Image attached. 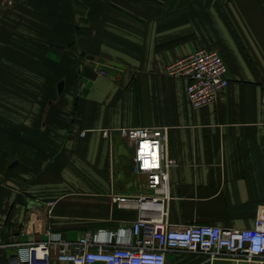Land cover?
<instances>
[{
	"label": "crops",
	"instance_id": "obj_1",
	"mask_svg": "<svg viewBox=\"0 0 264 264\" xmlns=\"http://www.w3.org/2000/svg\"><path fill=\"white\" fill-rule=\"evenodd\" d=\"M199 50L218 52L229 84L194 109L186 82L165 70ZM263 84L264 0H17L0 8V246L17 241L28 221L21 241L129 228L135 212L111 196L143 194L144 179L131 171L127 144L102 133L141 126L169 130L177 163L170 224L251 228L264 207ZM8 252L0 264H9Z\"/></svg>",
	"mask_w": 264,
	"mask_h": 264
},
{
	"label": "built area",
	"instance_id": "obj_2",
	"mask_svg": "<svg viewBox=\"0 0 264 264\" xmlns=\"http://www.w3.org/2000/svg\"><path fill=\"white\" fill-rule=\"evenodd\" d=\"M16 1L0 0V8L9 10ZM165 74L186 82L185 96L194 109L216 102L229 84L226 66L215 51L193 52L169 64ZM260 102L264 104V84ZM168 131L141 126L102 133L109 138L115 132L127 144L131 171L144 179L143 194L111 196L118 209L135 212L129 228L85 232L74 241L48 231L44 240L21 241V235L30 233L28 221L17 241L0 246L11 253L9 264H167L169 253L200 256L206 264H264V207L245 229L168 222L169 172L177 166L167 153Z\"/></svg>",
	"mask_w": 264,
	"mask_h": 264
},
{
	"label": "water",
	"instance_id": "obj_3",
	"mask_svg": "<svg viewBox=\"0 0 264 264\" xmlns=\"http://www.w3.org/2000/svg\"><path fill=\"white\" fill-rule=\"evenodd\" d=\"M61 85H59V87H58V93H60L61 92ZM13 165H15V164H13ZM13 165L11 166V167H13Z\"/></svg>",
	"mask_w": 264,
	"mask_h": 264
},
{
	"label": "trees",
	"instance_id": "obj_4",
	"mask_svg": "<svg viewBox=\"0 0 264 264\" xmlns=\"http://www.w3.org/2000/svg\"><path fill=\"white\" fill-rule=\"evenodd\" d=\"M0 253H1V254L4 253V254L7 255V251H6V250H0ZM9 255H10V254H9Z\"/></svg>",
	"mask_w": 264,
	"mask_h": 264
}]
</instances>
